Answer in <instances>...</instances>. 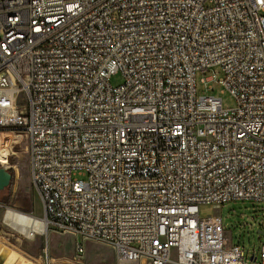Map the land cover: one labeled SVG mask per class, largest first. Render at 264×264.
Instances as JSON below:
<instances>
[{"label":"built area","instance_id":"obj_1","mask_svg":"<svg viewBox=\"0 0 264 264\" xmlns=\"http://www.w3.org/2000/svg\"><path fill=\"white\" fill-rule=\"evenodd\" d=\"M214 67L231 109L197 96ZM22 145L42 216L4 217L108 245L115 264H246L202 208L264 204V0H0L11 183Z\"/></svg>","mask_w":264,"mask_h":264},{"label":"rangeland","instance_id":"obj_2","mask_svg":"<svg viewBox=\"0 0 264 264\" xmlns=\"http://www.w3.org/2000/svg\"><path fill=\"white\" fill-rule=\"evenodd\" d=\"M210 76H214L215 80L201 81ZM222 76L217 67L204 74L198 73L196 75L197 96L211 95L220 98L223 109H231L235 106V100L228 92L222 91V86L217 82ZM122 81L120 73H116L110 79V83L114 87L120 85ZM17 150L21 177L18 182L11 183L8 188L0 192V203L20 211H23L21 205L28 204L30 211L26 213L41 217L42 204L30 181L28 156L23 145L19 146ZM20 200L23 204L20 203ZM202 211L208 215H220L227 242L239 245L244 250L246 264H258V261H251L250 257L253 254L258 255L259 247L264 244V204L231 202L220 207L202 208ZM4 214L5 210L0 209V249L3 248L2 242L10 240V242L17 244V248L25 249L31 255L40 253L43 256L47 253L44 251L46 247L50 256L72 257L75 254L76 244L81 243L83 247L82 259L86 264H97L113 259L112 249L108 245L91 239H84L51 226H47L45 233L35 234L33 239H28L3 222ZM29 245L36 247V249H31Z\"/></svg>","mask_w":264,"mask_h":264},{"label":"crops","instance_id":"obj_3","mask_svg":"<svg viewBox=\"0 0 264 264\" xmlns=\"http://www.w3.org/2000/svg\"><path fill=\"white\" fill-rule=\"evenodd\" d=\"M2 244L3 248L0 249V264H86L83 261L82 256L75 260V254L72 257L50 256L46 247L44 251L47 253L42 256L40 253L31 255L27 250L19 249L16 246L17 244L10 242V240L2 242ZM30 248L36 249V247L33 246H30ZM97 264H115V258L113 256L111 261H102ZM139 264L146 263L144 261H140Z\"/></svg>","mask_w":264,"mask_h":264},{"label":"bare ground","instance_id":"obj_4","mask_svg":"<svg viewBox=\"0 0 264 264\" xmlns=\"http://www.w3.org/2000/svg\"><path fill=\"white\" fill-rule=\"evenodd\" d=\"M3 222L26 238H30L32 233H45L48 226L44 221L38 218L18 214L14 211H8L6 217L3 218Z\"/></svg>","mask_w":264,"mask_h":264},{"label":"water","instance_id":"obj_5","mask_svg":"<svg viewBox=\"0 0 264 264\" xmlns=\"http://www.w3.org/2000/svg\"><path fill=\"white\" fill-rule=\"evenodd\" d=\"M11 184V175L9 172L0 169V192L4 191L6 188L9 187V185ZM23 200V199H21ZM20 200V203H21ZM23 204V203H21ZM21 209L25 212H29L30 211V207L28 204L25 205H21Z\"/></svg>","mask_w":264,"mask_h":264},{"label":"flooded vegetation","instance_id":"obj_6","mask_svg":"<svg viewBox=\"0 0 264 264\" xmlns=\"http://www.w3.org/2000/svg\"><path fill=\"white\" fill-rule=\"evenodd\" d=\"M3 192V191H2Z\"/></svg>","mask_w":264,"mask_h":264},{"label":"trees","instance_id":"obj_7","mask_svg":"<svg viewBox=\"0 0 264 264\" xmlns=\"http://www.w3.org/2000/svg\"><path fill=\"white\" fill-rule=\"evenodd\" d=\"M10 186V185H9Z\"/></svg>","mask_w":264,"mask_h":264}]
</instances>
